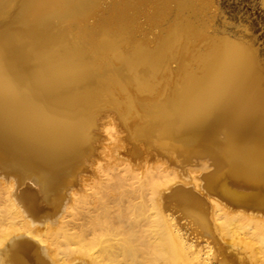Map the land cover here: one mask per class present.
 Listing matches in <instances>:
<instances>
[{
	"label": "bare ground",
	"instance_id": "1",
	"mask_svg": "<svg viewBox=\"0 0 264 264\" xmlns=\"http://www.w3.org/2000/svg\"><path fill=\"white\" fill-rule=\"evenodd\" d=\"M137 1L0 0V264L27 245L15 236L33 239L51 264L48 248L65 252L71 241L79 252L96 247L97 264H229L204 237L213 227L224 235L240 230L253 264H264V222L174 185L160 156L177 153L190 173L199 167L203 184L234 205L264 207L257 38L199 15L178 23L167 16L212 0ZM67 18L83 19L94 35L76 37L63 25ZM157 18L166 25L140 30L137 39L126 29ZM135 138L144 142L136 149ZM24 180L34 192L20 190ZM171 199L189 220L182 222ZM80 207L91 230L86 241L73 221ZM42 209L56 220L38 226L32 217Z\"/></svg>",
	"mask_w": 264,
	"mask_h": 264
},
{
	"label": "rangeland",
	"instance_id": "2",
	"mask_svg": "<svg viewBox=\"0 0 264 264\" xmlns=\"http://www.w3.org/2000/svg\"><path fill=\"white\" fill-rule=\"evenodd\" d=\"M126 8L129 13L134 9V6H127ZM124 9H122L121 12H123ZM168 12L169 14L167 16H170L174 20V23L181 22L185 17L188 18L187 20L189 22H191L193 20V17L197 16V18L204 17L205 19H210L212 21V24L222 31L232 32L236 29H240L251 32L256 36L261 55L264 58V0H212L211 5L207 3L205 5H198L186 12L176 9L175 7H173ZM135 16L132 15L130 17L134 19ZM130 22V24L127 23L126 29L128 32H130V36L136 39L140 37V30H142V34H148L149 32L155 30V24H161V27L166 25L162 20L159 21V18H157V20L154 21L152 25L146 24L140 29H138L139 27H136L137 23L135 21ZM63 25L67 27L70 33L75 34L76 37L82 36L87 38L88 36H90V34L94 35L89 29V24L85 23V21L81 18H67L63 21ZM112 27H114V29H118L121 26L112 25ZM88 31L90 33H88L87 36ZM98 67L102 72L103 67ZM134 141L136 143L134 144L135 149L138 148L140 143H144L140 140V138H135ZM152 151L155 150L152 149ZM168 155L160 156L162 158L161 161L163 162V165L166 167L171 176L174 177L172 181L174 185L181 184L187 188L193 189V191L197 195L201 196L204 199L205 204H207L208 206L212 205L213 201H216L218 202L219 207L222 208L221 210L227 212L228 214H233L235 211L240 210L242 214H244V216L254 218L260 222H264V207L244 203H241L240 205H234L233 202L221 197L216 189L209 188L205 184H203L200 177L203 171H201L199 167L194 168L193 173H190L186 171L189 164H185V162H182V156L178 158L177 153L171 154L170 152L168 153ZM171 157L175 158L174 160L176 162L170 159ZM179 159L180 161H177ZM212 167L213 165H211L210 171H212ZM5 180L7 181L8 179ZM16 183L17 185L14 184L13 190L18 193L17 202L20 207L27 212V209L25 207V198L23 196V193L19 190L17 181ZM227 186L235 191H249L248 188L235 184H228ZM261 187L264 189V182L261 184ZM108 196L109 197L107 199L111 200L112 197L110 195ZM168 204L173 208L176 215L182 218V222L189 220L188 214L184 212L182 204H180L179 201H177L176 199H171ZM40 205L44 208H48V206L43 203H40ZM74 212V224L82 227L84 231V241H86V239L91 236V230L88 228V225L86 223V211L84 207H80L76 208ZM39 215L43 216H41L40 218L32 217L38 226H42L45 220H56L55 214L48 213L46 215L45 209L40 210ZM58 224L60 223H57L56 225ZM210 229L211 233L209 235H205L204 237L207 238L211 249L216 255L219 254L220 256L224 257L229 264L254 263V259L252 258L249 250L238 241V239L242 235L240 230L234 231L231 235H224L219 234L218 231L214 229V227ZM98 233H100V231H96L95 234ZM15 239L25 241L27 242V245L17 248L13 247L12 255H9L7 258H5L2 264H34L35 259L43 262L44 264H51L46 258H44V255L40 253V250L36 246L37 244L33 241V239L27 236H15L13 237L12 241ZM63 248L64 246H50L48 248L49 253L54 257L56 264H63V261L74 262L75 264L79 262L81 264H97L96 261L91 259L95 257L94 253L96 247L90 248L87 252H79L78 244L74 241H71L67 244V249L65 250V252ZM119 262H122V259H120ZM210 264H217V261L213 259Z\"/></svg>",
	"mask_w": 264,
	"mask_h": 264
},
{
	"label": "water",
	"instance_id": "3",
	"mask_svg": "<svg viewBox=\"0 0 264 264\" xmlns=\"http://www.w3.org/2000/svg\"><path fill=\"white\" fill-rule=\"evenodd\" d=\"M88 155V154H87ZM82 162V156L78 157L77 159V163L80 165ZM82 165V164H81ZM81 169L83 170V165L81 166ZM73 172H70L69 177H73L72 176ZM35 188V184H33L32 182L28 181V180H24L23 183L20 184V190L23 191H28V192H34ZM62 190V188H61ZM36 204V203H35Z\"/></svg>",
	"mask_w": 264,
	"mask_h": 264
}]
</instances>
